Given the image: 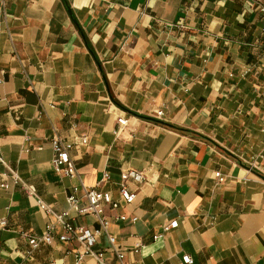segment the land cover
<instances>
[{
	"label": "crops",
	"instance_id": "0c3cea01",
	"mask_svg": "<svg viewBox=\"0 0 264 264\" xmlns=\"http://www.w3.org/2000/svg\"><path fill=\"white\" fill-rule=\"evenodd\" d=\"M0 75V182L16 171L53 210L67 209L79 181L53 170L58 135L75 143L84 184L110 171L100 189L120 202L106 215L128 262L264 264V31L251 0H0ZM128 169L147 180L130 184L126 205ZM8 182L0 262L73 264V246L57 241L25 255L22 234L41 235L53 218ZM107 246L100 237L94 250ZM104 257L117 264L111 250Z\"/></svg>",
	"mask_w": 264,
	"mask_h": 264
},
{
	"label": "built area",
	"instance_id": "2783aa9c",
	"mask_svg": "<svg viewBox=\"0 0 264 264\" xmlns=\"http://www.w3.org/2000/svg\"><path fill=\"white\" fill-rule=\"evenodd\" d=\"M256 6V9L263 19V31H264V1L251 0ZM3 77L0 75V83H2ZM158 117L163 115V112L159 110L156 114ZM118 129L115 131L119 133L124 126L127 125V119L119 117L117 119ZM52 167L53 170L61 176L68 177L70 179H76L78 184L73 185L70 193L67 196V209L63 211H55L53 208L45 204L43 200L36 194L34 186L27 184L16 171L9 169V172H3L1 174L2 181L0 182V188L8 189L11 179L15 184L20 185L22 190L29 196L36 198L37 204L46 212V214L53 218L51 222L46 226L45 231L41 235L23 233V237L27 238L28 248L25 250V255L31 257L36 251L40 249L42 245H51L54 241L66 243L73 246L72 253L74 256L73 264H82L86 258L92 257L96 260L97 264H110L104 257V253L107 250H111L114 254L117 264H133L127 261V254L125 250H122L119 246L117 237L109 230L111 220L106 215V210H117L120 207V202L115 200L112 193L109 190L100 189L101 184L108 182L111 179L109 170H105L102 174V178L94 187H89L83 183L80 178L79 172L76 168L74 160L71 158L70 151L74 147V142L67 141L58 135H55L52 140ZM88 143L87 136L81 138V144ZM0 162L4 165L5 162L0 155ZM7 166V165H6ZM214 177L217 184L225 182L226 177L221 172H215ZM147 180V176L144 172L136 170H124L121 173V180L119 182L118 194L119 198L126 204H132L136 199L137 193L131 188V183L138 184ZM71 211L75 212L78 216L91 215L97 222V227H91L86 224H79L75 221V218L71 216ZM117 220L125 221L129 219L135 223L138 218L136 216L127 217L125 213L117 215ZM0 224L4 226L6 220L0 221ZM178 220H173L169 224L163 226L162 231L168 232L178 226ZM100 237H105L108 246L100 251H95L94 247L97 244V240ZM154 239L158 238V235H154ZM141 243H136L132 253L138 254L141 252ZM183 264L193 263V259L189 254H184L181 258ZM0 264H2L0 262Z\"/></svg>",
	"mask_w": 264,
	"mask_h": 264
},
{
	"label": "trees",
	"instance_id": "16d2710c",
	"mask_svg": "<svg viewBox=\"0 0 264 264\" xmlns=\"http://www.w3.org/2000/svg\"><path fill=\"white\" fill-rule=\"evenodd\" d=\"M172 127L180 130V128H177V127H175V126H172Z\"/></svg>",
	"mask_w": 264,
	"mask_h": 264
}]
</instances>
